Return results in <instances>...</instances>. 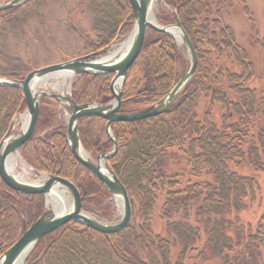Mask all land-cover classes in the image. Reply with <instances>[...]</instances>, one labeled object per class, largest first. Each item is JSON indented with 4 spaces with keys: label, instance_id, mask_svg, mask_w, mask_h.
I'll return each mask as SVG.
<instances>
[{
    "label": "trees",
    "instance_id": "obj_1",
    "mask_svg": "<svg viewBox=\"0 0 264 264\" xmlns=\"http://www.w3.org/2000/svg\"><path fill=\"white\" fill-rule=\"evenodd\" d=\"M54 1L29 0L0 12V76L22 77L12 65H1L7 39L26 47L34 29L50 39L47 12ZM164 1L175 13L158 20L168 23L178 15L198 65L167 112L112 124L118 151L108 164L128 188L138 225L132 218L125 230L104 234L69 223L41 238L25 264H264V37L257 40V50L242 47L233 28L223 23L216 6L220 0ZM87 8L100 42H93L89 32L81 38V55L104 48L134 26L129 0H80L67 14L68 25ZM186 63L172 36L147 28L127 73L121 111L162 99ZM113 77L77 76L72 95L81 104L107 103L114 98ZM25 107L22 89L0 87V140ZM59 108L57 99L43 98L36 131L21 153L36 169L74 182L90 211L88 197L101 205L110 193L72 154ZM106 123L94 116L80 119L87 151L97 155L113 148ZM44 205L43 194L24 196L0 178V255L22 236L23 218L29 227Z\"/></svg>",
    "mask_w": 264,
    "mask_h": 264
},
{
    "label": "water",
    "instance_id": "obj_2",
    "mask_svg": "<svg viewBox=\"0 0 264 264\" xmlns=\"http://www.w3.org/2000/svg\"><path fill=\"white\" fill-rule=\"evenodd\" d=\"M28 1L1 0L0 12L23 5ZM129 1L135 16V25L131 34L130 46L122 55L110 56L109 49L103 48L64 62L38 67L22 78L0 76V87H16L23 90L27 107V120L23 129L13 134V123H11L0 141V178L8 187L22 195L43 194L46 198L47 207L44 213L29 227H27L25 219H23L24 231L22 236L0 255V264H17L20 260H22V264H25L29 254L41 238L63 228L69 223L78 222L104 234L119 233L130 225L133 216L132 198L127 186L110 165L107 164V161L113 158L118 151L117 139L112 133V124L121 121L144 120L167 112L174 103L181 99V92L193 78L198 65V54L192 39L177 14H175L174 23L160 24L153 12L155 0ZM147 28L166 33L182 43L189 55L188 63L179 79L162 99L146 108L124 112L121 111V105L127 73L142 50ZM106 73L114 74L111 82V91L114 99L104 104H81L70 93L63 94L55 90H36L38 82H43L56 75L76 77L84 74ZM45 96L55 98L66 104L70 113L66 128V137L70 150L76 160L90 170L119 202L122 210L120 221L105 222L87 213L83 207L84 195L81 194L80 189L74 182L65 177L56 175L54 172H42L35 169L38 179L36 181H27L23 177L13 174L9 169L12 156L15 154L21 155V147L32 138L36 131L42 109V98ZM85 116L105 119L107 121L106 131L114 142V148L111 152L100 153L95 160L85 150L79 133V121ZM22 161L26 163L23 158ZM65 193H68L69 196L66 206L62 204L61 206L49 208V196H55L59 200L60 196L62 195L63 197ZM58 203L60 202L58 201Z\"/></svg>",
    "mask_w": 264,
    "mask_h": 264
},
{
    "label": "rangeland",
    "instance_id": "obj_3",
    "mask_svg": "<svg viewBox=\"0 0 264 264\" xmlns=\"http://www.w3.org/2000/svg\"><path fill=\"white\" fill-rule=\"evenodd\" d=\"M79 3H80V0H55L51 4L47 12L49 27L51 29L50 39L46 38L42 30L40 31L37 29L32 30V34H30L28 38L26 39L25 41L26 47H24L17 39H14V40H12V38L7 39L5 43H3V45L1 46L2 51H4L5 53L3 59H1L2 61L1 65H3V67L5 68L6 66L10 67L9 65H12V67L16 69V73H21L23 77L28 72H30L31 70L35 68L59 62L57 61V57L59 55L66 58V60L64 61L82 56L80 54L81 53V43H82L81 38L85 37L87 34L89 35V32L93 33V38H92L93 42L95 43L100 42L98 34H96V32L93 31L92 29L94 25V19H93L92 13L89 8H87L86 10L84 9L81 15L80 14L73 15V19L70 21V24L72 26L68 25L69 22L67 21L68 20L67 14L69 10L77 7ZM216 6L220 7V12L224 20L223 23L230 25L233 28L235 35H236L237 42L242 47L248 50H257L259 48L257 47V44H256L257 40L262 39L264 37V2L263 0H220V4L216 3ZM153 12H154V15L157 21L160 24H169V23L175 22V21H169L168 23H162L161 21L158 20L157 16L163 13H169L171 16L173 13H175L174 7H172L171 5H168L164 0L154 1ZM74 28H75V31H74ZM133 29H134V26L126 35H122V36L115 38L110 44H108L104 48H107L110 51V50H113L115 47L121 45L127 39L131 37ZM178 44L181 48L182 53L184 54V58L187 59V63H188L189 55H188V52L185 46L180 42H178ZM99 50H96V51H99ZM252 52L254 53L255 51H252ZM89 53H92V52H89ZM64 61H61V62H64ZM75 80H76V77L72 76L69 79H67L65 84H63L62 77L53 76L47 79L46 81H44L40 85L38 90L39 91L55 90L63 94H68V93L72 94L71 86H73L72 84ZM45 97H48V96H45ZM113 99H111L110 101H112ZM59 103H60V108H59L60 114L58 115V119L61 122V124H63V126L65 127V131H66L67 120H68L70 113H69V109L67 108L64 102H59ZM91 103H98V102H91ZM98 104H101V103H98ZM26 108L27 107H25L23 111L17 113L12 119L11 123H13L12 125L13 134L20 132L23 129L25 122L22 117L24 115H27ZM112 133L114 134L113 129H112ZM107 135L109 136L108 133ZM113 148H114V142H113ZM113 148L107 150L106 152L104 151L102 153H109L113 150ZM87 152L93 160H95L97 155L100 154L99 153L96 155L93 152H89V151ZM17 155L18 154H15L14 160L16 163H18V167H15L12 170V173L16 175H18L21 171V167H19V165L22 164V158H23V156L21 155L17 156ZM26 163L34 170L36 169L34 166L29 164L27 161ZM23 178L27 181H36L38 179V177L34 174L24 176ZM65 197L68 200V197H69L68 193H65ZM90 198L91 197L87 198V202L90 205V207H92L93 209L90 211L85 210L87 213L96 217L98 220L105 221V222L112 223V222H118L121 220L122 210L120 208L119 202L113 196L110 195V197L106 198L103 201V203H101V205H96L95 203L89 201ZM46 208L47 207L45 204L44 211L46 210ZM50 208H53V207H50ZM133 220H134V224L138 225V222L134 218ZM131 222H132V219H131Z\"/></svg>",
    "mask_w": 264,
    "mask_h": 264
},
{
    "label": "bare ground",
    "instance_id": "obj_4",
    "mask_svg": "<svg viewBox=\"0 0 264 264\" xmlns=\"http://www.w3.org/2000/svg\"><path fill=\"white\" fill-rule=\"evenodd\" d=\"M130 43H131V37L129 39H127L124 43H122L121 45L115 47L113 50H110L109 53H110V56H120L122 55L123 53L126 52V50L128 49V47L130 46ZM55 77H62L63 78V84L66 83L67 79H69L70 77H72L71 75H56ZM46 81V80H45ZM44 82V81H43ZM43 82H38L37 85H36V90H38V88L40 87V85L43 83ZM26 117L27 115H24L22 118L24 119V122H26ZM15 156V155H14ZM14 156H12L11 158V162H10V166H9V169L12 170L15 168V167H18V163L15 162L14 160ZM19 156V154L17 155ZM88 156V154H87ZM90 156V155H89ZM19 167H21V171L20 173L17 175V176H20V177H24V176H28L30 174H34L37 176L35 170L33 168H31L27 163L23 162L22 161V164L19 165ZM16 175V174H15ZM38 177V176H37ZM66 200V201H65ZM58 201L60 203H58ZM63 201H65L63 203ZM66 202L68 203V200L67 198L65 197V195L62 197V195L60 196L59 200L57 199V197L55 196H49L48 197V206L49 208L50 207H56V206H61L62 204H64L66 206ZM63 205V206H64ZM70 205V203H69ZM17 264H22V260H20Z\"/></svg>",
    "mask_w": 264,
    "mask_h": 264
}]
</instances>
